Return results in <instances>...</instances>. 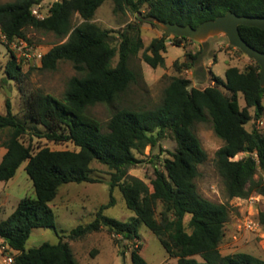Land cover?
I'll use <instances>...</instances> for the list:
<instances>
[{"label":"trees","instance_id":"obj_1","mask_svg":"<svg viewBox=\"0 0 264 264\" xmlns=\"http://www.w3.org/2000/svg\"><path fill=\"white\" fill-rule=\"evenodd\" d=\"M40 0H15L0 4V28L9 39L27 38L26 30L53 33L60 43L47 51L41 69L56 70L62 61H69L76 70L63 99L39 90L24 91L22 108L25 118L41 125L44 137L55 143H73L78 150H52L44 147L34 152L23 137L28 127L12 113L6 101V114H0V131L9 130L6 152L0 162V182L11 181L26 162L35 197L22 198L15 210L0 222V238L16 252L13 264H78L64 238L79 240L107 229L132 242L140 240L139 225H145L160 241L166 253L177 264H264L246 252L222 254L220 244L229 219V205L204 198L198 191L196 178L199 165L207 159L199 137L197 123L212 120L215 134L223 145L216 152V166L224 180L229 199L247 198L253 193L264 196V178L255 179L258 170L264 174V134L249 131L246 125L264 113V87L260 83V66L254 62L245 70L228 67L225 80L213 76L214 86L192 87L184 77H173L165 88L162 103L153 109L123 108L115 112L103 131L101 123L86 109L98 103H110L137 80L129 60L144 48L140 26L130 24L119 35V47L113 45L111 32L92 22L98 8L106 0H62L52 4L50 15L37 19L31 13ZM115 14H135L140 21L155 20L197 27L232 11L240 16L264 17V0H111ZM143 7L147 12L143 13ZM75 16L82 20L74 25ZM244 40L264 52V31L240 26ZM66 39V40H65ZM65 40L64 42H62ZM166 37L155 38L143 51V60L152 68L165 66ZM185 37L175 36L174 45L182 46ZM117 64L113 65L116 55ZM5 73L9 80L20 84L26 74L11 55ZM224 87L230 94L224 93ZM243 95L245 106L239 104ZM254 109V116L250 110ZM170 132L176 141V151L166 159L164 169H155L151 187L129 174L141 161L147 146L154 147ZM249 153L250 156H246ZM244 154L240 159L238 155ZM108 166L111 188L118 187L128 209L135 218L120 221L107 217L104 210L115 204L111 196L101 206L95 219L74 228L57 244L44 242L26 250L34 228H56V216L50 203L67 183H97L92 163ZM162 210L156 216L158 205ZM190 216L188 232L185 218ZM264 225V212L259 215ZM137 244V243H136ZM141 245L131 252L133 264H147ZM124 254V252H122Z\"/></svg>","mask_w":264,"mask_h":264},{"label":"rangeland","instance_id":"obj_2","mask_svg":"<svg viewBox=\"0 0 264 264\" xmlns=\"http://www.w3.org/2000/svg\"><path fill=\"white\" fill-rule=\"evenodd\" d=\"M15 0H0V4ZM45 7L51 6L56 1L40 0ZM143 7V13L147 12ZM79 16H75L74 25L81 24ZM92 22L100 28L109 30L113 36L112 43L119 47L120 33L130 24L138 25L144 48L129 60L130 68L136 73L137 80L130 87L110 103H98L89 106L86 112L97 119L104 132L108 130V122L112 115L120 109H153L159 106L164 97L165 88L173 77L179 76L191 81L192 87L205 89L214 86L213 76L225 80V71L228 67H238L245 70L252 65L251 59L239 49L231 46L224 36L210 38L205 42L184 41L182 46L174 45L175 36L166 37L165 66L152 68L142 58L143 51L155 38L164 34L157 28L155 22L140 21L135 14H115L113 2L106 0L96 11ZM27 40L34 44L37 51L45 54L54 45L60 43L53 33L35 29L26 30ZM66 40V39H65ZM63 40L62 42H64ZM11 58L9 49L0 41V114H6V101L12 104V113L25 123L28 133L22 141L31 145L34 152L44 147L52 150H78L71 142L55 143L40 137L45 133L44 127L31 123L25 118L22 106V91L39 90L51 94L58 99H63L69 80L78 75L74 66L69 61H62L56 70H42L40 66L24 67L22 70L27 75L23 84L9 80L5 67ZM117 54L113 60L115 66L118 62ZM224 93L230 94L224 87H219ZM11 92V95H8ZM239 104L245 106L242 94H239ZM254 116V109L250 110ZM257 129L264 134V113L259 118H253L246 129ZM202 147L207 153L206 161L199 165V176L195 182L199 193L216 203L229 205L230 214L226 223L225 234L220 244L222 254L246 252L264 259V225L260 223L259 215L264 212V196L253 193L247 198L229 199L226 186L216 166V152L223 145L214 132L211 118L194 127ZM9 138V130L0 131V162L6 152L5 142ZM176 151V141L170 132L159 140L156 146H147L142 154L135 153L140 163L129 170V174L142 179L150 187L155 169H164L166 159L172 158ZM244 154L238 155L240 159ZM25 162L17 171L11 182H0V222L5 220L17 207L19 201L26 197H35L33 183L26 172ZM92 174L97 183H67L59 191L58 196L50 203L55 216L56 228H34L26 243V250L39 247L44 242L57 244L61 237L68 236L79 225L92 222L101 206L109 203L111 196L115 204L104 210L107 217L120 221H129L135 218L133 211L127 208L123 195L118 187L111 188L112 170L98 161L92 163ZM264 174L258 170L255 179ZM162 210L158 205L156 216ZM190 216L185 218V227L188 232ZM140 240L132 243L122 236L113 235L107 229L87 235L79 240L64 238L73 251L78 264H133L131 252L138 244L141 245V255L147 264H177V259L170 257L159 239L142 223L139 225ZM137 243V244H136ZM124 252V254L122 253ZM16 255L0 238V264H10L6 258ZM13 264V263H11Z\"/></svg>","mask_w":264,"mask_h":264},{"label":"water","instance_id":"obj_3","mask_svg":"<svg viewBox=\"0 0 264 264\" xmlns=\"http://www.w3.org/2000/svg\"><path fill=\"white\" fill-rule=\"evenodd\" d=\"M154 22L165 37L171 35L185 37L199 43L205 42L210 38L226 37L231 46L239 49L260 66V83L264 87V52L248 44L242 37L239 29L240 26H249L264 31V17L240 16L232 11H227L226 14L204 21L197 27L160 20H155ZM8 95H11V92ZM246 156H250V154L247 153Z\"/></svg>","mask_w":264,"mask_h":264},{"label":"built area","instance_id":"obj_4","mask_svg":"<svg viewBox=\"0 0 264 264\" xmlns=\"http://www.w3.org/2000/svg\"><path fill=\"white\" fill-rule=\"evenodd\" d=\"M49 7H45V4L41 1L35 3L31 8V13L37 19L43 20L50 15ZM0 41L9 49L10 54L13 55L18 64L24 67L40 66L44 54L37 51L34 44L30 43L27 39L21 37H14L9 39L0 28ZM6 260L11 264L13 258L8 257Z\"/></svg>","mask_w":264,"mask_h":264},{"label":"crops","instance_id":"obj_5","mask_svg":"<svg viewBox=\"0 0 264 264\" xmlns=\"http://www.w3.org/2000/svg\"><path fill=\"white\" fill-rule=\"evenodd\" d=\"M9 182H11V181H9ZM9 182H8V183H9Z\"/></svg>","mask_w":264,"mask_h":264}]
</instances>
